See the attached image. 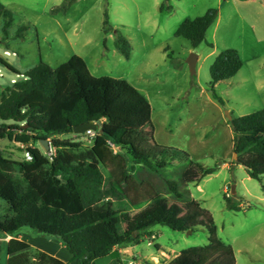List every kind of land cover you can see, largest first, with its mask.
<instances>
[{"label":"trees","instance_id":"obj_1","mask_svg":"<svg viewBox=\"0 0 264 264\" xmlns=\"http://www.w3.org/2000/svg\"><path fill=\"white\" fill-rule=\"evenodd\" d=\"M165 3L161 10L171 11ZM218 17L219 10L210 9L184 21L176 36L196 49L206 42ZM1 21L8 39L13 14L0 3ZM104 25L106 34L114 32L107 15ZM25 30L19 28L17 36L22 37ZM114 46L126 59L131 57L132 45L119 31H115ZM0 65L21 77L15 83L0 84V140L24 146L32 155V160L17 162L0 148V200L7 205L0 214V236L14 237L30 228L59 239L81 264H95L115 247L142 244L157 225L181 233L202 227L208 244L184 249L168 264L237 263L235 250L219 236L213 215L188 189L218 168L205 167L179 148L158 145L153 137H140L152 131V105L142 92L126 80L94 76L80 56L56 68L41 61L26 74L2 57ZM242 67L235 49L216 57L210 67L215 100L224 104L216 85L234 78ZM91 122L99 130L89 135L90 149L56 138L51 140V156L35 147L37 142L74 134V127ZM229 124L233 152L238 155L233 164L242 165L251 179L263 183L264 109L232 118ZM148 140L157 149L156 156L144 147ZM137 167L141 171L134 175ZM225 200L235 212L253 207L247 206L246 199L241 205L232 195ZM3 256L8 257L5 264H66L15 238L0 246Z\"/></svg>","mask_w":264,"mask_h":264},{"label":"rangeland","instance_id":"obj_2","mask_svg":"<svg viewBox=\"0 0 264 264\" xmlns=\"http://www.w3.org/2000/svg\"><path fill=\"white\" fill-rule=\"evenodd\" d=\"M69 1L0 0L13 14L14 21L8 39L2 33L3 21L0 22V57L26 74L41 61L56 68L73 56H80L94 76L126 80L136 87L152 105V131L148 130L140 137H153L159 145L188 152L192 160L205 167L219 168L200 182L190 184L188 189L193 199L213 215L219 236L235 250L237 264H264V208L252 200L249 203L252 208L235 212L226 207L225 200L233 185L238 192L234 197L241 205L246 204L245 196L262 198L264 183L248 178L244 167L236 168L234 172L222 168L225 161H234L229 116H246L262 107L255 102L243 104L237 101L234 96L241 97L240 90H231L221 84L216 91L227 101L222 112L210 90L213 59L208 57L215 48L219 51L223 46H229L230 49H239L245 62H250L253 56L260 57V66L264 68V0ZM164 3L165 7L173 9L162 11ZM63 5L68 6L56 11ZM210 9L219 10L218 21L207 32L206 42L192 51L190 42L177 37L176 32L184 21L201 17ZM106 15L114 29L108 34L104 31ZM21 27L27 30L18 37L17 31ZM115 31L130 41V59L116 50ZM208 44H213L214 48ZM192 53L198 57L201 55L195 75L187 65ZM0 74L2 86L13 83L12 79H21L1 65ZM230 110L235 113L229 115ZM54 138L81 143L83 149H90L93 145L89 135L70 134L49 139L48 150L40 142L35 147L46 154L51 153ZM144 147L153 156L157 155L150 140ZM0 148L8 159L17 162L26 159L24 146L0 140ZM172 170L175 169H169ZM140 171L141 168L137 167L134 175ZM169 171L167 174L171 176ZM6 209L7 205L0 200V214ZM180 215L185 213L180 212ZM152 231L158 236L155 242L163 248L174 247L180 251L208 244L207 231L202 227L192 234L158 225ZM20 233L32 238L44 236L52 239L30 228H23ZM6 241L7 238L0 236V246ZM137 251L143 256L156 254L155 246H148L147 240L138 246ZM117 258L120 259V254ZM4 259V256L0 257V263L3 264Z\"/></svg>","mask_w":264,"mask_h":264},{"label":"crops","instance_id":"obj_3","mask_svg":"<svg viewBox=\"0 0 264 264\" xmlns=\"http://www.w3.org/2000/svg\"><path fill=\"white\" fill-rule=\"evenodd\" d=\"M244 2H246V1H244ZM217 21H218V19H217ZM228 48H229V46L228 47L227 46H223L219 51H217L216 48H215L208 55V57H211L213 59L211 63L213 64L215 59H216V57L222 51H224V50H226ZM196 49H192V51L193 50L195 51ZM237 51H238V53H239V55H240V57L242 59V62H243L242 69L231 80L217 84L216 85V89L221 84L226 85L227 88H229L231 90H233L234 88H237L241 92L239 94H242L241 97L240 96H234V98L237 101H239V102H241L243 104H250V103L255 102V103H257V105H261L260 106V107H262L261 109H264V68L262 66H260L259 61L261 59H260V57L259 58L258 57L254 58V56H253V59L250 62L249 61L245 62L240 50L238 49ZM200 60H201V55H199L198 63H199ZM12 80H17V79H12ZM228 95L231 96V94H228ZM223 101H224V104H221L220 102H218L216 100V102H218L217 103V107L220 108V110L222 112H224V110L226 108V105H227V101H225L224 99H223ZM261 101H262V103H261ZM230 111H231L230 114H234L235 113L234 110H230ZM239 117H243V116H237V117L235 116L234 118H239ZM229 121H231V120H229ZM228 127H229L230 130H232L229 122H228ZM233 137H234V135L230 139L231 140V144H232V152H233ZM162 146H165V145H162ZM234 161H236V160L234 159ZM234 161H225L224 164L222 165V168L230 169L233 172H234V170L236 168L237 169L243 168L242 165L233 164ZM233 177H234V174H233ZM248 178H250V177L248 176ZM263 183H264V177H263ZM229 185H230V183L228 182V186ZM237 185H238V182H237ZM198 187H200V186H198ZM228 189H229V187L227 189H225L226 193H227ZM200 191H202L201 188H200ZM236 194L238 195V192ZM192 197H193V195H192ZM245 198H246V201H250L251 202L253 200V201L256 202L257 206L264 208V204H263L264 203V197L257 198V197L248 195V197L245 196ZM247 206L249 207V204ZM205 210L209 211V209H205ZM246 210H248V209H246ZM150 233L154 234L155 232L153 233V231L151 229ZM12 238H15V239H18V240H23V241L29 243L30 246L33 249L39 250L41 252H44V253L48 254L49 256H51V257H54L56 259H59V260L63 261L66 264H81L80 260L75 259L74 256L62 244V242L59 239H56V238L47 239L44 236L32 238L29 234H21V233H19V234L15 235L14 237H12V236L7 237V242L10 241ZM138 246L139 245H126V246H121V247H115L113 249L111 255H109V256H107L105 258L97 260L95 264H126V261H130L132 259V257L137 258V259H138V257H140L141 259H138V260H140L142 262V264H168L173 259H175L180 254V252L182 251V250L178 251L174 247H165V248H163L158 242H155L156 254L155 253H150V254H148V256H143V254H140L137 251ZM118 254H120V259H118V258L116 259V256ZM4 257H5V259H4L3 264H5V262H6L7 258H8L7 256H4ZM236 260H237V258H236Z\"/></svg>","mask_w":264,"mask_h":264},{"label":"water","instance_id":"obj_4","mask_svg":"<svg viewBox=\"0 0 264 264\" xmlns=\"http://www.w3.org/2000/svg\"><path fill=\"white\" fill-rule=\"evenodd\" d=\"M198 55L195 53H192L189 58L187 59V65L189 66L190 72L192 75H195L197 73V63H198ZM230 115V113H228ZM229 119L232 120L231 115L229 116ZM98 125L95 122H91V123H86V124H82V125H78L76 127H74V134L76 135H84L85 133L91 132V131H98ZM40 143L46 147V149H49V141H40ZM234 159L237 160L238 159V155L236 153H234ZM237 193L236 191V186H232L231 187V194L233 196H235ZM188 234H192V231H188Z\"/></svg>","mask_w":264,"mask_h":264},{"label":"built area","instance_id":"obj_5","mask_svg":"<svg viewBox=\"0 0 264 264\" xmlns=\"http://www.w3.org/2000/svg\"><path fill=\"white\" fill-rule=\"evenodd\" d=\"M0 76L2 77L1 74H0ZM15 82L16 81L13 80V83H15ZM88 135L94 136V132L93 131L88 132ZM53 153H54V151L51 153H48L47 155L51 156ZM25 158H26V160H32V155L29 152H26ZM227 196L230 197L231 193H227ZM156 239H157V236L155 234H151L149 237H147L146 240L148 241V246H155ZM126 264H142V262L136 258H132L130 261H127Z\"/></svg>","mask_w":264,"mask_h":264}]
</instances>
